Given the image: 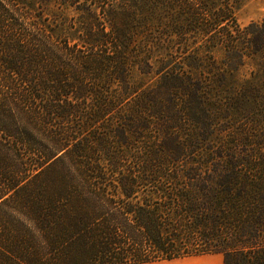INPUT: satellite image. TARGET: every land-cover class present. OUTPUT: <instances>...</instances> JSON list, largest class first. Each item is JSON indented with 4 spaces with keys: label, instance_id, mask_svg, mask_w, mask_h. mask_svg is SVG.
I'll list each match as a JSON object with an SVG mask.
<instances>
[{
    "label": "trees",
    "instance_id": "trees-1",
    "mask_svg": "<svg viewBox=\"0 0 264 264\" xmlns=\"http://www.w3.org/2000/svg\"><path fill=\"white\" fill-rule=\"evenodd\" d=\"M110 2L0 0V264H264V17Z\"/></svg>",
    "mask_w": 264,
    "mask_h": 264
},
{
    "label": "rangeland",
    "instance_id": "rangeland-1",
    "mask_svg": "<svg viewBox=\"0 0 264 264\" xmlns=\"http://www.w3.org/2000/svg\"><path fill=\"white\" fill-rule=\"evenodd\" d=\"M109 0H105V2H108ZM112 2L116 1V0H110ZM129 8L130 10H134L133 8V4L129 2ZM264 17V0H242V3L239 7V9L237 10V18H238V22L241 24V26H247L248 24H250L253 21H260L262 20ZM253 68L248 65L247 67L242 69V73L245 74L246 76H250V71ZM238 135L244 134V130L240 129ZM247 138L246 140L248 142H252L253 143V138L252 139H248L249 137H244ZM230 139L228 138L226 140V142H228ZM256 140V139H255ZM225 142V143H226ZM264 145V143H263ZM258 150V153H262L264 152V147L260 148L253 145H238L236 147H232L231 145H227L226 148L223 150V155H227V154H232L234 156H240V157H250L252 159L255 158L253 151L254 150ZM253 154V156L251 155ZM261 247V246H260ZM260 247H257L260 248Z\"/></svg>",
    "mask_w": 264,
    "mask_h": 264
},
{
    "label": "crops",
    "instance_id": "crops-1",
    "mask_svg": "<svg viewBox=\"0 0 264 264\" xmlns=\"http://www.w3.org/2000/svg\"><path fill=\"white\" fill-rule=\"evenodd\" d=\"M143 264H225V258L222 253H209Z\"/></svg>",
    "mask_w": 264,
    "mask_h": 264
}]
</instances>
